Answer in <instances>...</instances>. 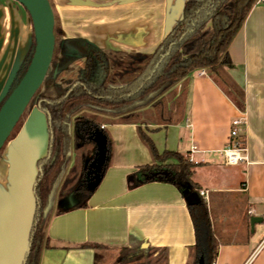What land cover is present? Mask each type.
I'll list each match as a JSON object with an SVG mask.
<instances>
[{
  "label": "crops",
  "instance_id": "obj_1",
  "mask_svg": "<svg viewBox=\"0 0 264 264\" xmlns=\"http://www.w3.org/2000/svg\"><path fill=\"white\" fill-rule=\"evenodd\" d=\"M48 1L62 39H82L123 54H151L182 18L189 0ZM31 40V21L22 6L0 0V102ZM228 55L231 66L226 71L243 92L244 109L236 108L206 72L201 75L197 70L188 77L184 109L174 114L171 124L150 121V112L142 114L145 122L140 124H102L111 140L102 180L84 208L52 215L45 229L49 247L42 251L39 264H95L96 256L97 264H135L141 252L143 258H151L162 249L166 258L159 264L192 263L195 236L184 196L166 181L133 184L142 177L137 169L153 164L139 128L159 154L176 152L195 165L192 181L198 196L206 193L200 200L218 242L213 264H264V0H257L248 13ZM239 117L246 162L227 166L221 150L227 146L231 121ZM72 123L69 131L74 135ZM76 128L82 142L97 129L88 123ZM48 144V119L34 105L0 156L2 245L11 240V216L20 214L19 167L36 175ZM251 218L259 219L253 227ZM84 244L100 249L78 247Z\"/></svg>",
  "mask_w": 264,
  "mask_h": 264
},
{
  "label": "trees",
  "instance_id": "obj_2",
  "mask_svg": "<svg viewBox=\"0 0 264 264\" xmlns=\"http://www.w3.org/2000/svg\"><path fill=\"white\" fill-rule=\"evenodd\" d=\"M256 1L186 2L182 18L151 54H123L97 48L82 39H62L59 25L55 23V45L49 69L42 85L0 150L1 156L6 144L20 130L30 109L39 104V110L48 119L52 140L49 159L44 157L38 161L41 172L35 187L34 226L25 264H39L42 251L49 247L45 229L50 218L67 212L59 207L54 210V202L74 191L84 171V164L93 154L94 145L91 141L83 143L78 136L71 138L69 129L72 118L80 115L77 120H84L91 127L100 129L102 124L143 123L142 114L150 112L153 116L150 121L171 124L174 114L184 109L188 77L197 70H204L236 108L244 109L243 92L226 71V67L231 66L228 47ZM50 6L56 18L51 3ZM34 47L32 35L28 52L0 102V107L23 77ZM168 51V55L161 59ZM100 130L107 139L109 161L111 140L104 128ZM138 134L148 148L153 164L137 169L136 174L142 177L133 183L134 186L166 181L180 192L188 190L198 194V186L192 181L195 165L176 152L165 151L159 154L152 140L140 128ZM170 160L175 163H167ZM154 172L158 173L157 176L149 179L144 177ZM159 177L162 179L159 180ZM88 197L89 193L82 200L78 199L73 209L84 208ZM188 211L195 236V243L191 247V264H197L200 256H203L204 264H213L218 242L210 227L206 206L201 202L200 205L188 206ZM78 247L100 249L98 245L88 244ZM159 252L158 257L151 258H143L144 252H141L135 264H159L160 260L166 258V250ZM95 259L97 264V256Z\"/></svg>",
  "mask_w": 264,
  "mask_h": 264
},
{
  "label": "water",
  "instance_id": "obj_3",
  "mask_svg": "<svg viewBox=\"0 0 264 264\" xmlns=\"http://www.w3.org/2000/svg\"><path fill=\"white\" fill-rule=\"evenodd\" d=\"M22 6L27 12L32 28L35 47L31 61L10 95L5 99L0 107V150L3 148L7 139L9 138L14 127L20 120L29 102L42 85L45 75L49 69L55 39L53 34L54 16L48 0H13ZM169 51L161 57L168 55ZM161 61V60H160ZM159 61V62H160ZM158 62V63H159ZM158 63L155 67L158 66ZM37 108L39 109V104ZM42 112V111H41ZM43 113V112H42ZM52 134L49 131V144L46 159L50 157ZM90 141L94 145L91 161L85 166H89L87 175L89 176L86 189L92 193L100 184L106 163L108 161V145L106 136L102 130L96 129L90 136ZM22 179L21 186V200L19 205V217L11 216V240H7L5 244H0V264H25L27 254L30 249L31 233L34 226V214L36 208L35 187L37 183V176L41 172V165L38 166L36 175H33L23 165H20ZM157 172L151 175H146L149 179L157 176ZM166 175L165 173H161ZM162 178L159 177V180ZM181 194L187 206L200 205L201 200L198 194L183 190ZM78 200L74 193H71L66 198L61 200L59 206L61 209L69 211L76 207ZM259 221L258 218H251V227ZM197 264H204L203 256L197 260Z\"/></svg>",
  "mask_w": 264,
  "mask_h": 264
},
{
  "label": "built area",
  "instance_id": "obj_4",
  "mask_svg": "<svg viewBox=\"0 0 264 264\" xmlns=\"http://www.w3.org/2000/svg\"><path fill=\"white\" fill-rule=\"evenodd\" d=\"M201 75L205 74L204 70L200 71ZM243 124V118L239 117L231 121V128L228 134L227 146L221 150V157L227 166H236L246 162L245 140L241 135L240 127ZM103 128V126L101 127ZM195 148H192V151ZM190 161V160H189ZM199 197L206 198V193L199 192Z\"/></svg>",
  "mask_w": 264,
  "mask_h": 264
},
{
  "label": "flooded vegetation",
  "instance_id": "obj_5",
  "mask_svg": "<svg viewBox=\"0 0 264 264\" xmlns=\"http://www.w3.org/2000/svg\"><path fill=\"white\" fill-rule=\"evenodd\" d=\"M189 1H192V0H189ZM23 8V7H22ZM24 9V8H23ZM24 11H25V9H24ZM26 12V11H25ZM27 13V12H26ZM198 13V12H197ZM55 23H56V18H54V25H55ZM32 25V24H31ZM32 35H33V28H32ZM80 115H77L75 118H72V120H71V122H73L72 124H74V125H76V126H78V125H81V124H85L86 122L84 121V120H77V118L79 117ZM71 124V123H70ZM76 126H75V130H74V135H71V138H74L75 136H78L79 138H80V140H81V142H82V140H84V137L81 135V132H80V130L78 129V128H76ZM102 127V126H101ZM100 127V129H103V128H101ZM90 139L88 138V140L87 141H89ZM87 141H85V142H87ZM83 143H84V141H83ZM90 161H91V158H90V160L89 161H87L85 164H88L89 165V163H90ZM85 164H84V171H83V173L81 174V177H80V179H79V181H78V184H77V186L75 187V189H74V191L72 192V193H74L75 194V196H76V198H77V200L78 199H80V200H82L83 198H84V196L85 195H87L89 192L87 191V189H86V185H87V183H88V179H89V176L87 175V173H88V171H89V166H85ZM71 194V193H70ZM69 194V195H70ZM68 196V195H67ZM66 196V197H67ZM66 197H64V198H66ZM63 198V199H64ZM63 199H61V200H63ZM61 200L60 201H57V204H55V207H54V210L57 208V207H59L60 208V206H59V204H60V202H61ZM56 202V201H55Z\"/></svg>",
  "mask_w": 264,
  "mask_h": 264
},
{
  "label": "rangeland",
  "instance_id": "obj_6",
  "mask_svg": "<svg viewBox=\"0 0 264 264\" xmlns=\"http://www.w3.org/2000/svg\"><path fill=\"white\" fill-rule=\"evenodd\" d=\"M55 201H56V202H54V206H55V204H57V201H58V200L56 199ZM104 263H105V262H104Z\"/></svg>",
  "mask_w": 264,
  "mask_h": 264
}]
</instances>
